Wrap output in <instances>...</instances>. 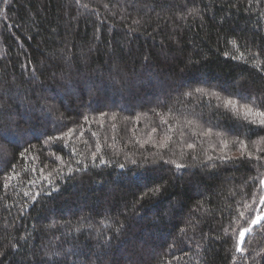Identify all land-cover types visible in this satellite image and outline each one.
Returning a JSON list of instances; mask_svg holds the SVG:
<instances>
[{"label":"trees","instance_id":"16d2710c","mask_svg":"<svg viewBox=\"0 0 264 264\" xmlns=\"http://www.w3.org/2000/svg\"><path fill=\"white\" fill-rule=\"evenodd\" d=\"M257 111L264 0H0V264H264Z\"/></svg>","mask_w":264,"mask_h":264},{"label":"snow or ice","instance_id":"6c2138e0","mask_svg":"<svg viewBox=\"0 0 264 264\" xmlns=\"http://www.w3.org/2000/svg\"><path fill=\"white\" fill-rule=\"evenodd\" d=\"M226 106H232L233 108H236L237 102L229 99L225 102ZM245 111L248 114H251L253 112V109L250 106H244ZM255 115L258 117H264V112L257 111L255 112ZM261 124H264V119H261L259 121ZM155 131V130H153ZM191 148L192 145H189ZM177 167H182V165H177ZM261 184L264 185V180H261ZM255 203V201H253ZM259 203L260 205H264V195L260 196L259 198ZM245 207L251 209V205H246ZM256 212V215L254 217L247 216V214L244 211H239V216L241 218H246L245 222L247 223L246 227H241L239 231V240L237 242L236 250L237 251H242L241 245L244 244L245 242V237L248 234L253 233V231L261 225L262 222H264V213L260 211L259 208L253 210Z\"/></svg>","mask_w":264,"mask_h":264}]
</instances>
